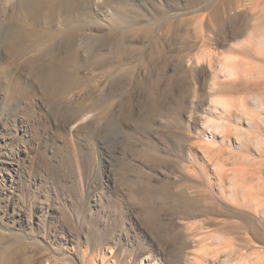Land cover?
Segmentation results:
<instances>
[{
	"label": "rangeland",
	"instance_id": "rangeland-1",
	"mask_svg": "<svg viewBox=\"0 0 264 264\" xmlns=\"http://www.w3.org/2000/svg\"><path fill=\"white\" fill-rule=\"evenodd\" d=\"M29 2L0 0V264H264V0Z\"/></svg>",
	"mask_w": 264,
	"mask_h": 264
},
{
	"label": "bare ground",
	"instance_id": "bare-ground-1",
	"mask_svg": "<svg viewBox=\"0 0 264 264\" xmlns=\"http://www.w3.org/2000/svg\"><path fill=\"white\" fill-rule=\"evenodd\" d=\"M37 4H38L37 0L36 1L35 0H31V2H29L27 4V6H28L29 9H33L34 7H37ZM8 73H9V70L6 67H0V74H4L3 76H0V81L2 79H4V78H7V75H5V74H8ZM9 77H11V76L9 75Z\"/></svg>",
	"mask_w": 264,
	"mask_h": 264
}]
</instances>
